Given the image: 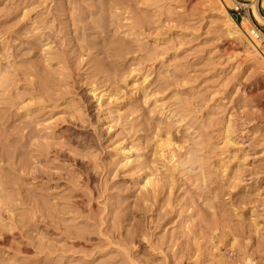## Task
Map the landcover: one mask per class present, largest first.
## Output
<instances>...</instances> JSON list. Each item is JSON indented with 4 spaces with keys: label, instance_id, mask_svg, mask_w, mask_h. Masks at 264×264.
Here are the masks:
<instances>
[{
    "label": "rangeland",
    "instance_id": "374dc122",
    "mask_svg": "<svg viewBox=\"0 0 264 264\" xmlns=\"http://www.w3.org/2000/svg\"><path fill=\"white\" fill-rule=\"evenodd\" d=\"M75 1L86 18L79 25H86L91 17L87 10L95 13L94 5L102 0ZM12 2L0 4V33L9 29L24 38L28 24L23 12L36 4L22 9V0ZM137 7L143 26L136 28L135 51L126 58L111 57L109 70L104 68L92 84L84 76L76 78L85 108V121L77 128L92 134L89 140L79 139L82 145L51 139L61 142L63 158L48 155L31 159L27 167L16 166L19 158H29L18 154L27 148L20 144L17 126L29 120L21 106L31 102L16 109L14 95L0 94V144L5 139L0 150V241L5 242L0 264H233V249L251 253L262 240L264 117L253 113L262 88L241 89L237 83L251 73L254 79V68L234 43L239 54L228 57L230 40L204 0H191L185 11L178 10L176 0ZM84 33L104 48L111 35L99 36L94 29ZM13 44L16 59L32 55L25 44ZM38 59L36 54L33 60ZM92 85L94 97L87 95ZM224 96L227 102L220 103ZM37 113L53 115L46 122L67 116L50 107ZM181 113L194 116V126L180 121ZM246 113L253 121L243 132L232 133L239 147L227 145L226 119L236 124ZM166 137L182 147L173 150V159L159 146ZM125 146L130 147V162L122 154ZM185 150L194 152L196 162L174 165L178 152ZM145 163L172 181L171 193L160 204L148 197ZM247 172H257L256 180L247 179ZM199 173L202 182L195 180ZM192 201L203 211L188 210Z\"/></svg>",
    "mask_w": 264,
    "mask_h": 264
},
{
    "label": "bare ground",
    "instance_id": "6f19581e",
    "mask_svg": "<svg viewBox=\"0 0 264 264\" xmlns=\"http://www.w3.org/2000/svg\"><path fill=\"white\" fill-rule=\"evenodd\" d=\"M6 1L0 0V4L4 5ZM9 1L13 3V0ZM22 1V9H26L33 4L36 5L34 8L23 12L24 24H28V27L23 31L24 38L20 36L22 33L12 32L9 29H5L0 33V94L7 95L10 92L14 95L18 102L15 106L16 109H19V106L25 100L31 102L21 106L23 113L29 120L23 121L21 125L17 126L21 130V135L18 137L20 144L27 148V151L23 150L24 153L20 152L18 154H27L29 158H19L16 166L24 168L29 165L31 159L40 160L41 157H48V155L54 159L65 156L59 148L61 142L53 144L50 142L51 139L56 140L61 137L66 144L77 143L78 145H82L81 141H79L80 138L91 139L90 134L92 132L77 128L79 122L85 121V108L83 96L78 91L76 78L84 76L92 84L96 82L97 76L98 78L100 77L99 74L106 72L104 68L109 70L111 67L109 59L111 57L126 58L129 53L134 52L133 43L138 40L136 36L140 35L136 28L143 26V17L136 10L138 8L137 4L140 2L150 3L154 0H102L99 5H94L95 13L92 10H87L90 12L91 17L90 23L86 25H79V22L85 21L86 18H83L82 7L75 0H64L65 5L64 3L56 2V0ZM176 2L179 3L178 10L185 11L191 0H176ZM230 2L231 0H204L208 10L215 11L219 16L220 31L230 40L227 44L228 57L239 54V52L234 53L232 49L234 43L242 50L244 60H247L248 65L254 68V79L253 73H251L247 74L243 81L237 83L241 89L247 86H250L251 89L262 88L260 99L254 104L253 113H260L264 117V37L252 35L249 29L251 21L247 16L243 17L241 21H235L230 16L228 11ZM37 7H40V10L35 11L34 16L28 15L30 11ZM4 8L6 7L4 6ZM97 13L98 15L96 16ZM64 15L66 16L62 17ZM254 15L257 18L259 17L257 11L254 12ZM72 27L73 29L70 31ZM89 29L98 31L99 36H102L103 33L106 34V38L109 37L108 33H111L106 48H104V43L98 46L97 43H90L86 39L88 35L84 31ZM73 31L74 34H72ZM29 33L30 35H27ZM16 40H18V45L25 44L23 49L29 54L33 51L32 55H28L22 60L16 59L17 44H13ZM166 41H168V38ZM34 50L37 52L34 53ZM101 53L103 54L102 58L94 55ZM36 54L39 56L37 62L33 60ZM9 57H13V59L10 60ZM151 59L153 58H148L147 60ZM75 62L77 63L74 64ZM26 63L27 65L23 69L19 67V64ZM80 65L82 66L80 67ZM85 66L84 71L79 72L78 69ZM88 68H92V70L88 71ZM241 93V98L244 99V92L241 91ZM87 95L96 96L93 85ZM145 97L147 95L144 92L143 98ZM34 100L38 101L35 103ZM224 102H227L225 101V96L220 103ZM47 107L57 109V112L67 114V116H61L46 122L53 115L43 117L37 111ZM250 116L246 113L244 117H239L236 120V124H234L232 118L226 119L224 142L227 145L239 147V142L232 133L243 132L244 126L253 121ZM179 120H185L191 126H194L195 118L194 116L189 117V113H181ZM238 120L240 121L239 123ZM249 131L248 129L245 133ZM261 139L264 140V135ZM4 142L5 139H2L0 144L1 151L4 150ZM159 146L167 148L170 159L175 157L173 150L178 151L182 148L175 145L169 137H166ZM129 152L130 147L127 146L122 150L124 159L127 162H130L128 160ZM178 153L174 165H191L196 162L193 151L185 150L183 153L180 151ZM1 157L2 161H4L5 156L2 154ZM142 169H147L145 186L149 185L151 188L148 197L154 198L155 202L160 204L164 194L167 191L171 193L172 181L165 173L151 170V167L146 163ZM247 175L250 176L247 179H252V181L257 178V172H247ZM192 178L194 177L192 176ZM195 180L202 182V173L195 176ZM244 180L241 179V181ZM255 183H252V186ZM186 205L188 210L192 208L197 214L199 211H203L195 201ZM212 214L213 217H219L216 212H212ZM200 219L204 220L203 218ZM211 221L213 220L211 219ZM204 227L207 230L209 229L208 225H204ZM255 232H257V229ZM257 233L260 236L259 232ZM261 235L262 240H257L255 249L254 251L252 250L253 252L248 253L245 250L233 249L232 263L264 264V255H258V253H264V233ZM4 244V241H0V245ZM144 246L146 247L147 245ZM246 246L247 250L252 247V245ZM257 258L258 260H256Z\"/></svg>",
    "mask_w": 264,
    "mask_h": 264
},
{
    "label": "built area",
    "instance_id": "2783aa9c",
    "mask_svg": "<svg viewBox=\"0 0 264 264\" xmlns=\"http://www.w3.org/2000/svg\"><path fill=\"white\" fill-rule=\"evenodd\" d=\"M228 11L235 21H241L247 16L253 23L250 27L252 35L264 37V0H231ZM255 11L258 18L254 15Z\"/></svg>",
    "mask_w": 264,
    "mask_h": 264
}]
</instances>
